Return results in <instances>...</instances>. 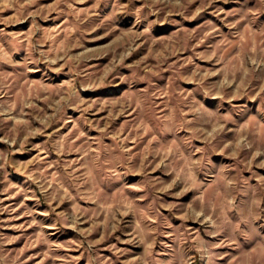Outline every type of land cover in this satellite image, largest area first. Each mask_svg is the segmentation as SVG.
Instances as JSON below:
<instances>
[{
	"label": "rangeland",
	"instance_id": "374dc122",
	"mask_svg": "<svg viewBox=\"0 0 264 264\" xmlns=\"http://www.w3.org/2000/svg\"><path fill=\"white\" fill-rule=\"evenodd\" d=\"M193 92L249 110L184 129L210 148L190 173L147 117ZM249 202L264 217V0H0V264H264L228 228Z\"/></svg>",
	"mask_w": 264,
	"mask_h": 264
},
{
	"label": "clouds",
	"instance_id": "9594fccd",
	"mask_svg": "<svg viewBox=\"0 0 264 264\" xmlns=\"http://www.w3.org/2000/svg\"><path fill=\"white\" fill-rule=\"evenodd\" d=\"M240 3L246 4L247 0H240ZM209 103L211 104V108L204 107L203 101L197 100L196 93L193 92L188 95L187 98L184 96L179 98V102L176 105L178 122H167V116L164 121L156 120L151 116L147 117L152 124L151 134L156 135L158 140H162L165 143H173V158L180 157L182 158V162L186 160L187 171L190 173L200 171V161L203 159L202 154L209 153L210 148L209 145L197 144L196 135L184 129H191L197 125L206 128L223 121L222 112L224 110L236 112L241 117L249 110L247 107L241 106L244 104L243 101L236 102L235 105L225 104L224 100L210 101ZM196 109H199V111L195 112L191 117L183 114L185 111H195ZM179 121H182V123ZM217 143L219 144V142ZM116 163H118V161ZM213 170L214 168L212 165H209L204 170L206 179L210 178ZM245 200L248 201V198L241 197L240 202ZM258 211L262 210L255 208V206L249 202V210L246 215L241 216L235 211L232 212L234 219L229 222L228 228L231 238L237 240L238 247L247 243L248 239L252 236L264 237V217L258 220L254 219ZM257 255L264 257V252H260Z\"/></svg>",
	"mask_w": 264,
	"mask_h": 264
}]
</instances>
